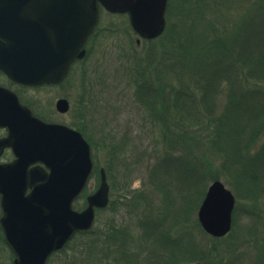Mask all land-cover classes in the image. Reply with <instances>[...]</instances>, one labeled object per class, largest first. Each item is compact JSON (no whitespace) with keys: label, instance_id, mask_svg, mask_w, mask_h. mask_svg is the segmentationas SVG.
Segmentation results:
<instances>
[{"label":"rangeland","instance_id":"rangeland-1","mask_svg":"<svg viewBox=\"0 0 264 264\" xmlns=\"http://www.w3.org/2000/svg\"><path fill=\"white\" fill-rule=\"evenodd\" d=\"M195 1L167 0L170 22L175 23L188 9L186 6ZM201 2L206 5L205 13L211 6L222 7L234 25L251 11L256 25L248 31L252 38L245 32L243 42L245 39L251 45H264V0ZM217 16L209 15L212 19ZM157 38L137 45V35L127 15L101 9L98 25L86 43L85 56L73 64L61 84L24 87L11 83L0 72V85L10 87L41 119L84 129L95 168L74 207L82 209L86 196L97 189L101 167L109 184V203L96 211L92 228L75 234L46 264H149L152 258L155 260L151 264L156 263V259L168 256L160 236L152 234L153 225L159 233L167 230L180 246L191 242L196 250L193 254L200 255L192 260L180 257L175 264H264V160H256L254 171L251 169L248 176L237 177L222 166L223 154L207 148L205 131L190 144L189 150H168L163 132L172 126V119L170 122L165 114L146 110L136 99L135 59L146 56L148 51L153 62H157L162 51L171 49L170 45L159 44ZM251 45L244 47L245 55L253 53ZM153 74L151 77L155 78ZM170 81L173 83L167 78L162 81L164 98L172 86ZM155 83L159 85L156 78ZM59 97L68 100L67 113L55 110ZM225 98L219 94L216 113ZM263 143L264 132L252 150ZM216 174L217 178H213ZM214 180H220L235 198L231 229L222 237H213L197 225L199 205ZM177 214L181 219L173 223ZM146 217L149 225L144 223ZM172 245L175 243H169L170 251ZM119 249L130 257H119ZM0 264H13V255L1 239Z\"/></svg>","mask_w":264,"mask_h":264},{"label":"water","instance_id":"water-1","mask_svg":"<svg viewBox=\"0 0 264 264\" xmlns=\"http://www.w3.org/2000/svg\"><path fill=\"white\" fill-rule=\"evenodd\" d=\"M99 6L126 14L140 39L160 36L166 26L167 0H0V71L12 82L38 86L61 83L72 63L84 57L85 44L99 21ZM65 113L69 102L58 98ZM0 228L13 264H46L78 231L94 224L95 209L107 206L109 185L100 183L80 210L74 200L93 169L88 141L77 129L45 121L0 85ZM234 196L220 180L207 187L197 211L201 228L213 237L231 228Z\"/></svg>","mask_w":264,"mask_h":264},{"label":"trees","instance_id":"trees-1","mask_svg":"<svg viewBox=\"0 0 264 264\" xmlns=\"http://www.w3.org/2000/svg\"><path fill=\"white\" fill-rule=\"evenodd\" d=\"M191 3L175 23L170 22L166 12L165 30L155 40L162 46L170 45L171 49L162 51L157 62H153L148 51L146 56L135 59V96L146 110L165 114L168 121L172 119V126H167L163 132L168 150L177 147L189 150L190 144L205 131L207 148L215 154H223L222 166L236 176H248L251 169L254 171L256 160L259 159V163L264 160V143L252 150L258 136L264 132V45H251L242 39L245 32L248 35L256 25L251 17L254 14L248 11L238 24L232 25L233 20L222 7L211 6V10L205 13L206 5L201 0ZM216 13L217 18L209 17ZM150 41L141 40L139 44ZM249 45L253 53L245 55L244 47ZM153 73L159 85L151 77ZM164 78L173 81L165 91L167 98L162 93ZM165 85L169 87L171 84ZM219 94L226 98L216 113ZM78 130L85 135L83 128ZM164 155L168 156V152ZM213 178H217V174ZM165 199L169 204L167 197ZM178 215L173 223L179 221ZM144 223L149 225L147 217ZM156 229L157 226L153 225L152 234L160 236L168 257L156 259L153 264H175L180 257L199 259V253L193 254L196 250L191 247L194 246L191 242L180 246L167 230L159 233ZM0 239L5 243L1 230ZM169 243H175L171 251ZM118 252L119 257H130L127 251L119 249ZM150 260L152 263L155 258Z\"/></svg>","mask_w":264,"mask_h":264},{"label":"flooded vegetation","instance_id":"flooded-vegetation-1","mask_svg":"<svg viewBox=\"0 0 264 264\" xmlns=\"http://www.w3.org/2000/svg\"><path fill=\"white\" fill-rule=\"evenodd\" d=\"M3 74V73H2ZM5 76V75H4ZM6 77V76H5ZM7 78V77H6ZM8 79V78H7ZM9 80V79H8ZM10 81V80H9ZM11 83H13L12 81H10ZM13 84H16V85H19V86H23V85H21V84H17V83H13ZM61 84V83H60ZM57 85H59V84H56V85H53V84H42V85H38V86H24V87H44V86H57ZM5 86V85H4ZM5 87H8V86H5ZM8 88H10V87H8ZM11 89V88H10ZM59 98H61V97H59ZM58 99V98H57ZM56 99V100H57ZM22 102V101H21ZM56 102V101H55ZM24 104V103H23ZM25 105H27L28 107H30V105H28V104H25ZM54 107H55V103H54ZM31 108V107H30ZM32 110V109H31ZM56 110V109H55ZM33 111V110H32ZM60 114H62V113H60ZM0 130H2L3 131V133L0 135V136H3L5 133H6V130L4 129V128H0ZM7 156L6 158H4V156ZM3 158H4V160H3ZM14 158V155H13V152H12V150L10 149V148H6V149H4V151H3V153L1 154V157H0V160L1 161H10V160H12Z\"/></svg>","mask_w":264,"mask_h":264}]
</instances>
